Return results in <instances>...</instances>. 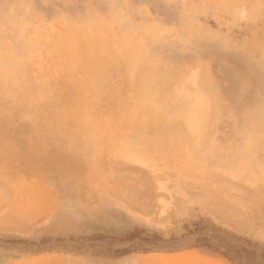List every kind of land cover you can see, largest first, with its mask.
Returning a JSON list of instances; mask_svg holds the SVG:
<instances>
[{
    "label": "rangeland",
    "instance_id": "374dc122",
    "mask_svg": "<svg viewBox=\"0 0 264 264\" xmlns=\"http://www.w3.org/2000/svg\"><path fill=\"white\" fill-rule=\"evenodd\" d=\"M195 242L264 264V0H0V264Z\"/></svg>",
    "mask_w": 264,
    "mask_h": 264
},
{
    "label": "crops",
    "instance_id": "0c3cea01",
    "mask_svg": "<svg viewBox=\"0 0 264 264\" xmlns=\"http://www.w3.org/2000/svg\"><path fill=\"white\" fill-rule=\"evenodd\" d=\"M145 255L146 264H233L221 254L202 247L181 248L173 251H151Z\"/></svg>",
    "mask_w": 264,
    "mask_h": 264
},
{
    "label": "trees",
    "instance_id": "16d2710c",
    "mask_svg": "<svg viewBox=\"0 0 264 264\" xmlns=\"http://www.w3.org/2000/svg\"><path fill=\"white\" fill-rule=\"evenodd\" d=\"M214 244H207V243H199V242H195V243H189V244H181V245H177V246H172V247H169V248H160V249H146L145 252H151V251H173V250H178V249H181V248H190V247H204L208 250H212V251H215V252H219V254H221L222 256L228 258L231 262H233V259L228 256L227 254L225 253H222L220 252L217 247L213 246ZM234 263V262H233Z\"/></svg>",
    "mask_w": 264,
    "mask_h": 264
},
{
    "label": "bare ground",
    "instance_id": "6f19581e",
    "mask_svg": "<svg viewBox=\"0 0 264 264\" xmlns=\"http://www.w3.org/2000/svg\"><path fill=\"white\" fill-rule=\"evenodd\" d=\"M225 205V204H224ZM248 206V205H247ZM259 208H260V206H259ZM227 209V208H226ZM235 209V208H234ZM223 210H225V208L223 209ZM229 210H230V207H229ZM231 210H232V208H231ZM229 212V211H228ZM231 212V211H230ZM229 212V213H230ZM234 212V211H233ZM260 212V211H259ZM226 213H227V211H226ZM218 214V213H217ZM231 214V213H230ZM234 214V213H233ZM242 214V213H241ZM239 216V215H238ZM237 218V217H236ZM241 218V217H240ZM247 218V217H246ZM223 222V221H222ZM244 222V221H243ZM230 223H231V221H230ZM245 227V226H244ZM248 227V226H247Z\"/></svg>",
    "mask_w": 264,
    "mask_h": 264
}]
</instances>
